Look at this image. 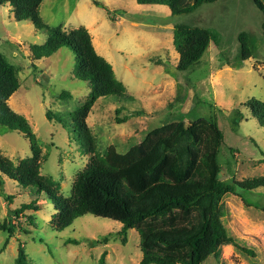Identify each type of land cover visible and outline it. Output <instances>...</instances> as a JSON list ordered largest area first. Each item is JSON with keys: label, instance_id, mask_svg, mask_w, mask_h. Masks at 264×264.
Listing matches in <instances>:
<instances>
[{"label": "rangeland", "instance_id": "1", "mask_svg": "<svg viewBox=\"0 0 264 264\" xmlns=\"http://www.w3.org/2000/svg\"><path fill=\"white\" fill-rule=\"evenodd\" d=\"M107 9L118 19H111ZM39 11L50 27L61 25L70 31L85 26L97 52L112 64L116 77L126 87L123 96L100 97L88 114L96 154H105L111 145L124 153L149 132L171 121L183 119L188 126L206 118L216 120L225 135L218 157L220 178L234 182L264 176V127L245 105L250 98L264 101V16L253 0H217L179 16H172L166 5L140 4L136 0H43ZM176 22L202 26L213 34L202 59L186 71L176 69ZM242 31L250 33L254 53L241 63L238 35ZM47 37V32L31 21H16L10 6L0 5V52L20 69V87L9 104L28 119L42 155H46L41 174L53 178L60 185L59 192L68 197L76 176L94 155L86 151L74 131L73 118L87 101L92 86L76 78L78 59L68 47L34 59L31 46L43 44ZM238 63L241 66L237 68ZM62 93L69 96L62 97ZM117 109L122 111L117 114ZM236 109L244 117L234 126ZM134 111L143 113L117 122V117ZM0 153L18 164L32 155V147L22 133L3 131ZM5 181L6 191L14 199L8 203L0 195V225L12 219L16 230L12 235L0 231V264H12L20 245L36 264H98L104 251L105 264L141 261L139 232L130 229L123 244L117 234L122 227L119 221L86 214L63 231L54 230L51 221L55 207L45 193L38 198L40 210L24 213L35 217L34 224L24 214L11 218V210L37 195L6 176ZM239 195L223 198L222 221L254 255L225 244L218 256H210L202 264H264V211L256 207L264 206V188L239 189ZM110 233L108 243L97 242Z\"/></svg>", "mask_w": 264, "mask_h": 264}, {"label": "trees", "instance_id": "2", "mask_svg": "<svg viewBox=\"0 0 264 264\" xmlns=\"http://www.w3.org/2000/svg\"><path fill=\"white\" fill-rule=\"evenodd\" d=\"M136 1L166 5L172 16H179L217 0ZM42 2L0 0V5L10 6L16 21H31L37 29L47 32L48 37L43 44L31 46L34 59L51 56L63 47L76 54L75 76L89 82L92 91L87 101L73 114L74 131L79 134L86 151L94 155L76 176L68 197L59 192L60 185L53 178L41 174L46 155H42L28 119L9 104L10 97L20 87V69L0 52V133L18 131L29 139L32 147V155L18 164L0 153V195L8 203L14 199V195L6 191L5 176L37 195L31 202L11 210V218L22 217L28 210H40L38 198L45 193L55 207L51 223L56 231H63L75 219L86 214L119 221L122 227L117 234L123 244L127 242L128 231L137 229L143 253L138 264H202L210 256H218L225 244H233L254 255L253 250L242 246L226 229L222 221L223 198L228 194L239 195V189L264 188V176L234 182L220 178L218 157L225 135L216 120L206 118H198L188 126L183 119L171 121L149 132L142 142L124 153L111 145L105 154H96V140L87 124L88 114L100 97L111 94L123 96L126 87L116 77L112 64L97 52L89 30L85 26L70 31H65L61 25L50 27L40 16ZM253 2L264 16V0ZM112 14L108 10L110 18L117 20V15ZM238 39L242 63L253 55L254 48L247 31L240 32ZM212 40L213 34L208 28L176 22L173 28V44L179 54L176 69L186 71L198 64ZM61 96L68 97L69 94L62 93ZM245 105L264 127V101L250 98ZM121 111L116 110L117 114ZM142 113L134 111L116 120L126 122ZM47 115L53 118L50 110ZM243 117V112L236 109L234 126ZM256 207L264 211V206ZM24 215L34 224L33 215ZM11 221L2 222L0 231L14 234L16 226ZM25 233L30 232L25 230ZM110 236L111 233L97 242L102 240L106 244ZM68 242L80 243L78 240ZM106 256V251L102 252L98 264H105ZM12 264L36 263L29 259L25 248L20 245Z\"/></svg>", "mask_w": 264, "mask_h": 264}, {"label": "crops", "instance_id": "3", "mask_svg": "<svg viewBox=\"0 0 264 264\" xmlns=\"http://www.w3.org/2000/svg\"><path fill=\"white\" fill-rule=\"evenodd\" d=\"M6 6H8V5H6Z\"/></svg>", "mask_w": 264, "mask_h": 264}]
</instances>
